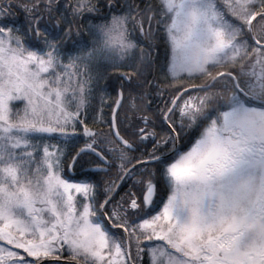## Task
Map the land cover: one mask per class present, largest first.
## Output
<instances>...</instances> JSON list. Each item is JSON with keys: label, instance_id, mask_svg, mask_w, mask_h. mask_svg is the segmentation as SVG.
I'll use <instances>...</instances> for the list:
<instances>
[{"label": "snow or ice", "instance_id": "obj_1", "mask_svg": "<svg viewBox=\"0 0 264 264\" xmlns=\"http://www.w3.org/2000/svg\"><path fill=\"white\" fill-rule=\"evenodd\" d=\"M85 21L91 45L65 62ZM161 44L163 80L147 83L165 102L125 123L123 81ZM109 69L112 119L90 123ZM242 178L264 186V0H0V264H264V237L235 226L264 220V191L227 196Z\"/></svg>", "mask_w": 264, "mask_h": 264}, {"label": "trees", "instance_id": "obj_2", "mask_svg": "<svg viewBox=\"0 0 264 264\" xmlns=\"http://www.w3.org/2000/svg\"><path fill=\"white\" fill-rule=\"evenodd\" d=\"M89 19H92L89 17ZM10 26L12 27H20L24 26L25 20H24V14L22 10L20 9H13V15L7 17L6 21ZM97 21L93 19V23H96ZM87 21L84 22V25L81 26L80 29V35H75V30H73V34L70 39H67L64 41L62 48H61V54L65 58V62H67V57L69 55H74L76 52L79 51L80 47H89L91 45V38L88 35L87 27H86ZM136 36L141 44V46H146V41L143 36H140V34L137 32ZM99 39V37L97 38ZM138 51V50H137ZM154 62L151 66H140L138 70L142 72V76L139 80H134L131 87L128 86L127 81H123V91H124V100L122 107L120 108V119L124 120L125 123H128L129 120L135 121L137 120L138 116L142 113L151 115L153 112L158 110L157 106L162 107L164 104V99H161L156 95V87L149 88L148 81H153L154 84L159 85L160 82L163 80L164 77V46L163 44L160 45L159 51H153L152 52ZM129 64L131 66H129ZM137 70V64L135 62H128V64H125L123 67H121V72H134ZM110 77L109 79L102 81V87L104 92L106 93L104 95V105H101L100 103V95L101 93L98 91L94 98L91 100V107L88 111V120L91 123L92 119L97 116L98 113H100L101 108L103 109V115L105 116L106 120L110 122V115H111V107L114 105V99L117 95L118 91H121L122 81L119 78V73L113 74L112 70L109 69ZM139 84V86H137ZM145 92H149L148 100L145 101L144 99H141L143 94ZM170 94V90H165V96L167 97ZM133 96H136V104L140 106L141 112L134 111L131 107L132 104V98ZM151 103L150 108L145 109V105L147 103ZM111 107H110V106ZM128 119H125V118ZM99 128L107 131L108 125L107 123L99 125ZM82 131V129H81ZM195 134H193V140H194ZM183 144V151L187 149V147L190 145L187 141L182 142L180 145ZM78 146H82L78 145ZM151 147V145H149ZM76 177L69 176L72 178L73 181H79L81 179H84L85 176L90 175V173L85 172L84 170H76L75 171ZM74 177V178H73ZM128 185L124 184L118 191L122 194L124 189L127 188ZM167 198V192L164 191L160 193L156 199L158 201H162L163 199ZM119 199V196L117 197ZM159 207H162V202L158 204L157 211L159 210ZM155 214V213H153Z\"/></svg>", "mask_w": 264, "mask_h": 264}, {"label": "clouds", "instance_id": "obj_3", "mask_svg": "<svg viewBox=\"0 0 264 264\" xmlns=\"http://www.w3.org/2000/svg\"><path fill=\"white\" fill-rule=\"evenodd\" d=\"M262 191H264V186L261 185L259 179L252 181L248 178H242L232 182L227 196L236 200L255 199ZM235 226L244 234L264 237V220L255 216L238 218L235 221Z\"/></svg>", "mask_w": 264, "mask_h": 264}, {"label": "rangeland", "instance_id": "obj_4", "mask_svg": "<svg viewBox=\"0 0 264 264\" xmlns=\"http://www.w3.org/2000/svg\"><path fill=\"white\" fill-rule=\"evenodd\" d=\"M16 106H17V107H19V106H20L18 102H17Z\"/></svg>", "mask_w": 264, "mask_h": 264}, {"label": "water", "instance_id": "obj_5", "mask_svg": "<svg viewBox=\"0 0 264 264\" xmlns=\"http://www.w3.org/2000/svg\"><path fill=\"white\" fill-rule=\"evenodd\" d=\"M115 107V106H114ZM111 119H112V115H111Z\"/></svg>", "mask_w": 264, "mask_h": 264}]
</instances>
